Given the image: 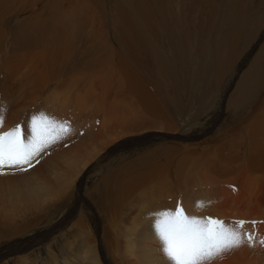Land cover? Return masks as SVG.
<instances>
[{
    "label": "bare ground",
    "instance_id": "obj_1",
    "mask_svg": "<svg viewBox=\"0 0 264 264\" xmlns=\"http://www.w3.org/2000/svg\"><path fill=\"white\" fill-rule=\"evenodd\" d=\"M263 20L264 0H0V115L4 117L0 131L23 123L21 128L27 136L30 133L24 122L30 123L33 116L47 117L56 123L57 116L71 117L74 120L71 128L76 131L80 126L86 134L84 137L92 140L70 147L76 149L72 157L75 161L102 143L96 138L105 132L108 136H119L156 128L158 123L171 124V116H180L184 110L180 99L198 94L199 77L208 70L206 86L217 80L220 82L237 55L247 50ZM257 52L228 104L235 137L225 134L224 142L232 152L228 157L234 158L235 164L242 162L243 167L233 171L235 174L231 171L233 177L229 182L233 192L229 201L218 198L210 208L224 220L230 217L250 222L264 218V100L259 114L251 112L264 78V44ZM56 92L59 94L54 96ZM58 96L63 99L62 108L63 104H70L72 110L60 112ZM26 126L29 129V124ZM55 152L57 155L49 160L50 163L48 159H41L28 172L0 176V242L14 233V216L32 214L40 209L45 199L55 194L64 195L56 167L58 160L70 153L69 150ZM190 163L191 160L186 159L177 164V187L216 184L213 176L203 175L207 170L230 172L222 163L215 167L209 161L210 166L206 168L208 162L196 161L193 164L199 168L196 169L198 173H192L187 170ZM81 171L75 174L73 184ZM153 179L144 175L141 182ZM106 183H102L101 191L105 190ZM165 188L141 194L142 200L146 199L143 204L164 197L172 200L174 193H170L171 188ZM101 191L95 189L92 196L107 217L111 213ZM126 193L110 194L114 199L119 196L116 201L120 202L121 211L126 200L131 199ZM43 198L40 203L30 204ZM184 202L188 217L199 219L203 215L198 201L193 202L197 204L186 199ZM60 207L62 210L63 206ZM51 210H43L41 214L50 215ZM113 222L118 225L116 231L109 229L111 233L103 234L111 251L121 242L124 254L129 253L128 239L142 231L139 240L145 242V246H140L139 260L136 257L124 259L128 264H168L160 251L161 245L156 244L157 236L153 239L148 225L142 226L133 218L127 226H122L121 215ZM75 228L78 233L85 234L82 225ZM243 228L249 230L246 225ZM77 234H69L61 243L62 248L66 253H73L70 258L73 264H82L79 253L88 246L84 259L94 262L90 236H83L81 243L76 245L81 236ZM46 238L44 234L28 242L27 248H34ZM55 244H45L42 253L52 263H56V252L60 253ZM31 254L34 257L35 252ZM31 254L23 258L31 259ZM251 258L234 259L236 263H252L254 259ZM39 259L36 257L30 263H38ZM255 259L264 260L263 257ZM67 261L66 264H72ZM13 263L21 264L17 260Z\"/></svg>",
    "mask_w": 264,
    "mask_h": 264
},
{
    "label": "rangeland",
    "instance_id": "obj_2",
    "mask_svg": "<svg viewBox=\"0 0 264 264\" xmlns=\"http://www.w3.org/2000/svg\"><path fill=\"white\" fill-rule=\"evenodd\" d=\"M92 8H94V13H96L95 7ZM107 12L110 13L109 10ZM263 44L264 20L247 50L242 55H237L235 63H232L227 75L220 80V82L217 80L215 81V84L211 83L209 86H206V80L209 77L208 70L199 77L197 81L199 89L198 94H194L192 97L183 96L180 99V105L184 106V110L180 116L176 114L171 116V124L166 125L158 123V125L156 124V128H150L137 133H121L119 136H108V132H105L101 137L96 138L98 141H103L102 143L96 144L86 155L76 158L75 161L72 160V157L76 149L70 147L81 143V141L82 143L84 141L88 143L92 140H89V137H84L86 134L84 133V130L82 131L80 126H78L76 131L71 128L70 125L73 126L74 123V120L71 117L57 116V124L65 125L68 131L63 139L46 149L45 153L47 154L42 153L40 156L41 158L39 157L40 159H38L40 160L39 162L43 159H48V162L46 160L44 161L50 163L49 160L57 155L54 154L56 150H61L62 152L69 150L70 155L65 157L62 156L58 160V165L56 167V172L59 174L58 182L63 184L60 188L64 189L62 192L64 195L58 196L55 194L49 199L43 198L31 201L30 204H33L40 203L45 199V202L40 205V209L34 210V213H22L20 216H14L13 225H16L13 231L14 233L10 234V238L5 242H0V264H14V260H17L21 264H31L30 260L32 261V259L34 260L36 257L40 259L42 257V261L40 262L39 259L38 263L35 262L36 264H66L68 262L67 260L72 263L74 260H72V258V261H70V258L73 256V253L71 251L66 253L65 248H62L61 243L67 236H69V234L72 235L78 233L75 228V226L78 225H82L85 234L82 235L80 232L77 234L81 236H77L78 239H80H77V242L75 240L76 245L81 243V238L83 236L87 238L90 236L89 239L91 241L89 245L94 249L93 254L95 257V261L91 263L85 260L83 255H85V249L88 246H84V251L79 253L82 257L80 260L82 264H128L124 259L136 257L139 260V254L142 252L140 246H145V242L139 240V233L142 231L128 239L130 247L129 253L124 254L121 242L117 245L116 250L113 249L111 251L110 247L106 245L103 234L110 232V230L114 231V229L116 231L118 225L116 222H113L114 218L116 219L121 215L122 222H124L122 223V226H127L133 218H136L142 226L148 225V231L150 230V235H153L152 237L155 239L156 234L154 233L153 225L156 220L160 218L161 213H174L177 207H180L183 209L186 216L189 215V213L186 212V208L188 207L184 202L185 199L192 203L194 201L199 202L198 205L199 208H201V213H205L199 217L200 220H205L207 218L218 219L223 221L226 227L236 228V224L233 222L240 220H233L234 218L231 219L230 217L229 220H224V218L218 216L219 214H214L212 212L213 210L210 208L214 205L213 200H217L218 198L222 200L224 199L225 202L229 201L231 198L230 193L233 192L229 179L230 181L232 180L233 174H235L233 171L237 172L243 167L242 162H237V164H235V159L228 157V153L232 152H229L230 147L224 142L225 134L233 139L235 137V124L233 123L231 115L232 110L228 104L229 99H233L235 96L234 92L236 86L243 73L247 70L249 63L255 58L258 49ZM64 86L65 85L60 88V90L62 89L60 94L61 97L64 92ZM57 93L59 94V92H56L54 96H57ZM60 96H58V102L61 104L64 102ZM263 100L264 78L259 94L254 98V107L252 106L251 110L252 114L257 111L258 114L260 113L259 111L263 109L260 107ZM57 105L60 106L58 107V110L61 108L60 112L62 113H65L63 111H67L68 109L72 110L71 108L73 106H70V104H63L62 108V104L59 105L57 103ZM130 107L133 108L134 106L132 107V105H130ZM255 116L256 115H254V117ZM144 121L147 123L145 119ZM26 124L30 125L28 121ZM26 124L24 122L25 129L29 130ZM22 125L23 123L20 124V126ZM186 159L191 160L190 166L187 170L192 173H198V170L196 169L199 168L197 165L193 164V162L196 161L208 162L206 168L210 166L209 161L214 163L215 167L222 163V166L228 167L230 172L221 173L214 169L210 171L207 170L203 172V175H208V177L213 176L214 180L217 181L216 184L212 183L210 186L197 184L194 187L195 189L193 187L184 188L185 186L177 187L176 184L179 183L176 181L177 164L180 160L183 161ZM80 170L82 171L80 175L77 176L78 179L76 182L73 184L74 176ZM152 173L157 176H154ZM255 174L260 175L257 172ZM144 175L149 176L150 178H155V180H147L142 184L141 180H143ZM197 180H200V177H197ZM104 181H107L105 184V190L101 191L103 189L102 183ZM161 187H166L165 190L171 188L170 193H174L171 194L172 200L170 197H164L159 201L143 204L146 199L142 200L143 196L141 194H150L152 190L154 192V190H158ZM95 189L101 191L105 201L108 200V210L111 214L107 217V213L101 211L98 202L92 196ZM120 191L125 193L128 192L131 198L127 199L123 204V211L120 210V202L116 201L119 196L114 199V197L110 195L113 192L118 195V192L120 193ZM16 203L18 204V199L16 200ZM193 204H197V202ZM60 206H63L62 210V207ZM51 208L53 210L50 211V215L49 213L42 215L43 210L47 211V209L50 210ZM15 219H17V221ZM252 221L256 222L255 225L251 223ZM252 221L245 223L243 226H248V231L244 228L238 229L242 234H251L254 237L252 246L249 245L245 238L241 247L225 253L221 257H217L207 262V264H264V260L255 259L258 257L264 258V246L260 244V241L264 239V218ZM71 227L74 228L69 229ZM140 229L141 227L139 230ZM44 234L45 236L47 235V238L45 241H39V246L36 244L34 248L32 246V248H27L28 242H34ZM157 240L158 242H156V244L161 245L158 238ZM45 244L58 245L57 249L60 253L56 252V263L49 262L45 259V255L42 254ZM76 245L73 247L75 248ZM10 251L13 252L10 253ZM15 251H17V253H15ZM29 251L31 252L29 253ZM32 251L35 252L34 257H32ZM243 253L246 256H244ZM29 254H31V259L23 258V256ZM236 257H252L251 260H254H252V263H247L245 260L246 263H236V260L234 259ZM116 261L121 262L116 263ZM35 263L33 262L32 264Z\"/></svg>",
    "mask_w": 264,
    "mask_h": 264
},
{
    "label": "snow or ice",
    "instance_id": "obj_3",
    "mask_svg": "<svg viewBox=\"0 0 264 264\" xmlns=\"http://www.w3.org/2000/svg\"><path fill=\"white\" fill-rule=\"evenodd\" d=\"M3 124L4 117L0 115V128ZM67 131L65 125L35 116L31 119L27 136L20 125L0 131V176L28 172L39 163L38 157L63 139ZM234 223L236 228H230L218 219L190 218L177 207L174 213H161L153 228L168 264H207L241 247L245 238L252 246L254 237L238 231L247 222ZM251 223L255 225L256 222ZM260 244L264 246V239Z\"/></svg>",
    "mask_w": 264,
    "mask_h": 264
}]
</instances>
